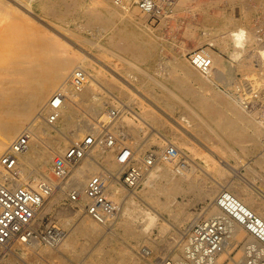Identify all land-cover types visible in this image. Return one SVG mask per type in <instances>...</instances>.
<instances>
[{
  "label": "bare ground",
  "instance_id": "1",
  "mask_svg": "<svg viewBox=\"0 0 264 264\" xmlns=\"http://www.w3.org/2000/svg\"><path fill=\"white\" fill-rule=\"evenodd\" d=\"M34 1H37V0H0V158H1V155L9 147L11 142L21 132H23L26 128H28L30 133H31L29 149L19 157V163L16 167L17 175H18L17 182L18 183H24L25 181L30 182V183H32L33 186L36 187L39 184V182L41 181V179L38 177V175L46 174L45 171H46L47 166L52 161L54 162V160L56 158L62 156L70 144L78 141L87 133H92L96 136L99 135V133H101L102 127L99 123L100 122L99 120L107 117V115H105V113L103 114L102 109H103L104 105L108 104V102H110V101H108L109 100L108 99L107 100L108 102H106L104 97H100L96 93H94L96 90H99V89H101L103 91L105 89L106 90L108 89L107 94L112 95V98H114L115 100L116 99L118 100V101L116 100L118 102L117 106L121 105V108L123 110V114L120 116L119 119H123L125 124H133L134 123L137 126H139L141 129L145 130L146 132L148 131V136L145 132L147 138L148 137L153 138L155 136H158L161 139V141L167 143L168 145L172 144L173 146L178 147L175 144V141L173 140L179 136L181 137V135L177 132V129L171 125V129L174 131L175 135L169 136V135L165 134V132H163V130L160 129V127H158L156 125L157 124L156 121H158V120H161L162 122H164L166 124H170V123H168L170 121V122H172V124L177 125L176 124L177 121L175 123L174 120L170 116H167L168 114L166 115L162 112V110H160V108H161L160 103H157L156 99L153 98L157 94L156 95L153 94L154 96L152 95V98L155 101L154 102L155 105H154V104L150 103L151 101H148L149 98L146 99L148 96L146 97L144 95V93H141L138 90H136V89H138L137 87L133 88V83L131 81L135 82V77H132L129 74H125V76H122L120 73H118L115 70V68H120V65H119L120 63H118L119 60L129 61L128 62L129 64L128 63L127 64L128 65L131 64V66L134 65L136 68L137 65L135 63H133L135 61L131 62V60L128 59L127 57L125 58L123 55H121L120 53H118L114 49L108 48L107 46H104V45H96L95 44V46L98 50H100L101 52H105V53L109 54V56H105L102 53L93 52V51H89V50H84V53H85L84 54V53H81L79 51L77 52L76 51L77 47H75L76 50L74 51V48H73L74 46L72 47L73 48V50H72L69 43L63 41L64 40L63 38L57 37L58 35L55 34L54 32H53L54 34L51 33L52 31L48 32L44 29H41L43 24L36 22L35 18H33V19H35L33 21L31 19V17H29V14L30 15L34 14V12L32 10V4ZM70 1L72 3V6L75 7V6L79 5V2L81 0H70ZM107 1H109V0H107ZM110 1H112V0H110ZM37 2L39 4H41L44 8L49 6V5H47V3L49 1L46 2L44 0H38ZM113 3H114V0H113ZM99 4H100V2H99ZM101 5H103V6L105 5V8L107 10L108 15L106 14L107 16L105 17V20L107 22L114 24L116 21L114 22L113 18L119 17L121 22L126 20L130 24V26L132 27V30L131 31L128 30L129 33H127V34L129 35L130 38L132 37L133 39L130 40L128 37H123V38L121 37L122 38V39H120L121 41L119 40L120 42L118 44L115 43L114 46L117 47L118 49H120L121 51L122 50L127 51V49H129V48H137V49H135V50H137L136 53L134 54L135 58L136 59H143V60L146 59L145 61H147V59L150 58L151 53H152L150 47L153 45V42L148 37H145V35L143 33L139 32V28H140L139 24L141 22H143V20L145 18H147L148 16L144 15L142 12L139 13L140 11H138L139 9L136 6H134V7L131 6L130 8L125 9L123 11V13H121V12L117 11V8H118L117 6H115L113 8L110 4H107V3H105V4L101 3ZM18 6L21 7L26 12L20 11L22 9H19ZM82 7L86 8V5L83 4ZM88 9H90V8H88ZM81 11H83V10L81 9L80 12ZM85 11H87V10H85ZM93 13H94V11H93ZM93 16H94V14H93ZM37 17L41 19L40 15ZM87 19H89V18H87ZM37 23L41 24V27H39L40 25L37 26L38 25ZM53 23H54V21H53ZM141 24H143V23H141ZM87 26H88V24H87ZM56 27L57 28H55V30L58 33H60L64 37H66L70 41V43H73L72 37H75V33H73L74 31L69 30L68 28L63 27L62 25H58V24ZM95 27H97V26H95ZM43 28H45V27H43ZM46 28H48V27H46ZM111 29H115V28H111ZM48 30H50V29H48ZM248 34H250V33H248V30L241 27V28H238L236 31H233L232 34L229 36L230 40H231V42H230L231 47H233L234 51L237 52L239 55L242 54V52H240V50L242 51L246 47V42L248 41V36L250 37V35H248ZM110 38H113V37H110ZM251 38H252V36H251ZM61 39H63V40H61ZM90 40H93V39H90ZM250 40H252V39H250ZM79 41H81V40H79ZM85 42H87V41H85ZM90 42H89V44H90ZM103 42H104V40H103ZM75 43L77 44V42H75ZM91 44H92V42H91ZM93 44H94V40H93ZM226 49H228V48H225L224 50H226ZM158 50H160V48ZM261 52H262L261 55L264 58V50H262ZM231 53L233 54V52H231ZM209 55L212 58L214 69L211 73V77H207V80L223 79V81L226 85H231V81H230L229 77L223 76V74L230 72V71L233 72L234 66L227 65L226 63H224L222 61L221 56L219 57L218 55L213 54L210 51H209ZM163 62H165V61H163ZM158 63H159V61H158ZM91 64H98L101 67V70H98V72H96V73H93V71L92 72L88 71L89 77H90L89 83H87L85 86H83L81 88L74 87V85L70 81V77H71L72 72L77 68H84L87 70V67L90 66ZM109 64H112L115 68L111 67ZM178 67H180L184 71L186 78H190V80L192 78L195 82H199L203 88H206V90L209 89V84L206 82H203V80L201 81V79L195 75L193 70L187 68L181 62L178 63ZM137 68L144 75H148V76L150 75L147 70L142 69L140 66ZM93 70H94V68H93ZM133 70H134V68H133ZM103 71L108 72L113 77V79L111 81L112 87H113V84L115 83V86H118L120 89L123 90V92L125 91L126 93H128V95H129L128 100L123 101L119 96L113 94L112 93L113 91L111 92L110 88H108V87L106 88L104 86L105 84L103 85L104 82L103 81L101 82V79H99V77H101L100 74ZM157 74H159V73H157ZM154 75H156V74H154ZM176 76H178V75H176ZM103 77H105V75ZM166 78H168V77H166ZM103 80H107V79H103ZM147 80H148V78H147ZM150 80H151V78H150ZM168 80H169V78H168ZM181 80H183V79H181ZM156 81L158 82L160 80L155 79V82ZM186 81L189 82V79H187ZM247 81L248 80H246V81L244 80L243 85L245 87L248 85ZM106 83H107V81H106ZM142 83H144V82H142ZM145 83H147V82H145ZM160 85L163 88L172 91L170 89L171 87L169 88V86H167L165 83H161V81H160ZM62 86L65 88L66 97H65V100L63 102V106L61 108V111H60V118L56 123L50 124L46 120L45 108H46V105H47L48 101L50 100L53 92L58 87H62ZM198 86H200V85H198ZM114 88H116V87H114ZM194 89H195L194 83H190L189 92L192 93V90H194ZM106 90H105V92H106ZM166 92H167V90H166ZM109 95H108V97H109ZM174 95H176L181 101H183V99L180 98L181 96L179 97L176 93H174ZM137 96H139L140 98H143V100L148 102L150 104L151 108L145 107L143 104H141L139 102L142 106L139 110H136L132 105V101H135V100L137 101V99H136ZM172 97H174V96H172ZM177 97H176V100H177ZM124 99H127V98L124 97ZM262 99L264 100V95H263ZM242 100H243V97L239 96V101L242 102ZM162 104H164V103H162ZM189 104H185V105L188 106V108L190 109L192 114L196 115L202 122H204L206 124L207 121L201 115V113L196 111L195 108H193L192 105H189ZM201 104L205 108L206 113L213 118L215 124L217 125V129L219 128V130L223 131L228 137L233 138L235 141H243L246 139L247 142H251V144L254 148L260 147L262 145L261 138L262 139L264 138V128H263V124H262V120H261L262 116L258 110L248 111L247 109L243 108V106L241 105V107L245 111H247V113L249 114V116H246L232 103H229V102L222 103L227 107V110H226L224 107L219 105L217 102H214L213 100H211L210 98H207V97H203V99L201 100ZM108 105H112V104L110 103ZM108 105H107V107H108ZM127 111L131 112L133 118L125 115ZM158 111H161L162 115L157 113ZM167 112L171 113L172 110H167ZM167 112H165V113H167ZM162 116L167 118L169 121L162 119ZM187 117L189 119H187ZM187 117L182 116L179 120L184 124L185 128H192L190 125L192 120L189 116H187ZM240 122H242L243 125L240 124ZM177 126H179V125H177ZM207 126L209 127L211 132H213L217 137L220 138L221 141H223V144L228 143L224 140V138H222V136L217 131V129H215L210 124H207ZM162 127H163V125H162ZM131 128L132 127H130V129ZM130 129H128V131ZM178 129H180V130H182V132H184V129H182V127L181 128L178 127ZM185 133H183V134H185ZM202 133H203V131H202ZM115 134H116V137H118L119 139H121L123 141V143L126 142V144L128 146L129 145L132 146V149L135 150L139 155L142 148L141 149L135 148V143L137 140H139L136 136H135V138H133V139H136V141L134 142V141H130V139H125L126 137L128 138V134L125 136V138L121 137L122 135L120 136L119 133H115ZM187 135L189 136V134H187ZM144 137H143V139H144ZM189 139H193V138H189ZM127 140H129V141H127ZM194 140H195V138H194ZM228 144H227V147L229 149L228 151H230L231 155L233 157H235L237 160L236 164L232 165V167L235 170L240 172V170L242 168H246V169H251V170H253V172L257 173V171L253 169L254 163L259 164V166H261L263 168V164H264V151H263V149L261 150V152L258 153V155H256V160L254 159V161H253V160H250V159L247 160V159L241 157V155L238 153V151L235 148L229 146ZM101 146H102L101 144H98L96 146V148L93 150L91 157L85 159L83 161L84 163L82 165L73 168L72 169L73 174H72L69 182L63 187L57 186L51 196H53V198H57V199H58V197L60 198L61 196L64 197V194L69 192V189H73V188L77 189L78 191H80L81 194H83V192H84V190H85V188H86V186H87V184L91 178V175H98V173H99V174L103 175L108 180V184H107L108 185V196L111 197V199L116 204L120 205V211L115 217L109 219L108 221H106L104 223H100V222L94 220L93 218L91 219V217L89 215H87L83 209H79L77 212L72 213L73 215L70 214L72 217L68 218L67 220H71V221L73 220L74 222L72 223L71 228L66 231V236H65L64 240L62 241V243L58 247L53 248V247L48 246V248H47V247H42L41 245H35V247H34L35 249L36 248L38 249L41 247L40 250H42V252H43V253L41 252L42 255H45L46 257H51L53 264H56L55 259L57 260V258L59 260H60V258H62L61 263H63L64 257L62 255H59V257H58L57 256L58 253H63L64 251H72V249L75 247V245L78 244V242L82 241V240H83L82 242H84V244H83L84 245L83 246L84 253L83 254L86 253L87 256L84 259H81L82 261L79 259L81 262L79 264H93L92 261H89L88 257L89 256L99 257L98 255H100V254L102 255V253L104 251L103 246H105L106 243L108 242L109 236L111 235L112 237H116V234H118L117 231L115 230L114 226H116V225H118V226L127 225V223L129 224L131 221H133L132 218H135V217L138 218L139 216H144L147 218L149 223H154L153 218H152V214L147 211V206H146L147 202L144 199L148 198V194L150 191H153V190L156 191L158 189V187L160 186L159 177L161 175H169V171L166 169H164L165 171H162L163 170V169L161 170L162 166L159 164H156L154 167H152L150 169V171L146 174V176L143 180V183L145 184L146 188L147 189L149 188L148 190H145L144 194H142L143 197L137 195V193H135L136 190L132 191V192H134L133 194H131V193L124 194V191L120 187L115 186V183H113V181H112V178H115L116 180L120 181V176L123 172V169L119 165H118L119 166L118 172L112 173L109 170H107V172H101V173L99 172V168L101 167L102 164H101V162L98 161V158L104 156V154L102 153V150L104 147H101ZM204 146H205V144H204ZM209 149H211V148H209ZM242 149H243V147H242ZM246 149H248V148H246ZM92 156H93V158H92ZM112 156H114V155H111V157ZM138 160H139V158H138ZM138 162L140 164H143V162H141V161H138ZM194 162L196 163L197 167H199L201 169V171L207 177L212 179L214 182V186H213L212 190L206 191V193H204V194H206L207 196L212 195L213 192H216L218 189H220L221 192L222 191H228V192L233 191L234 195L237 196L248 208H250L259 217L264 219V189L259 187L256 183H254V181L248 180L249 182H247L246 181L247 179H246L245 181L248 183V185L244 186V185L238 183L239 188L244 189L243 191L246 192V195H243L240 190L235 189L236 185H232L233 183L231 185H229V183H231L230 182L231 180L228 181V179L225 177H220V178L218 177L217 178L215 176V174L211 171V169H209L210 167L209 168L203 167L202 165H200L196 161H194ZM173 164H175V163H173ZM169 168L170 167L167 166V169H169ZM235 173H237V172H235ZM181 174H183V173H181ZM238 175H236V176H238ZM258 175H260L259 172H258ZM46 177H49V176H46ZM180 177L185 178L188 181V184H190L191 189H192V187L194 188L193 179H192L190 174H188V175L184 174ZM180 177L178 179L181 181L182 179ZM263 178H264V176H263ZM262 180H264V179H262ZM49 181L54 185L56 184V182H54L52 180H49ZM168 182H169V184H171L170 186H172V189L174 192H181V190L183 189L179 185V183H181V182L176 181V177L172 176L168 180ZM247 186H249V187H247ZM57 188H59V189H57ZM245 188H250L252 191L256 192V196L253 195L248 190H246ZM220 191H219V193H221ZM207 196H205V197H207ZM213 208L207 212L206 217H213V216L221 215V211H220L219 207H213ZM44 212H45V209H44V211L42 210L40 212L39 217H42ZM175 215H176L175 218L178 219L179 218V216H177L178 214H175ZM202 216H203V214H202ZM200 217L201 216H197L194 218V220L197 218H200ZM228 222H229L230 235H229L228 239L226 240L225 244L223 245L221 251L219 252V254L217 256V264H221L223 257L231 255L232 249H233L235 243L237 242V239L239 238L240 232L241 231L244 232V230H242L243 227L241 225H239L238 223H236L232 220H229ZM162 225H165V224H162ZM137 227L139 228V230L137 232L133 231L134 232L133 233L131 231L132 233H129V234L135 235L137 237H138V235L145 237L147 229H145V228L143 229L139 226H137ZM161 228H162V226H161ZM127 232H128V230H127ZM129 232H130V230H129ZM242 232H241V235H243ZM183 233H184L183 231L179 232V235H181ZM119 240H120V237H119ZM252 241H253V238L251 236H249V238L247 239L245 244L250 243ZM119 243H120V241H119ZM134 245H136V244H134ZM19 246L23 247L21 244H19ZM111 246L112 245H110V247ZM118 247H119V245H118ZM174 247L176 248L177 246H174ZM7 248L10 249V253L12 256L17 257V252H15L14 246H11V247L9 246ZM24 249L27 252L26 254H28V256H29V253H31V252H29L30 249H28V247H25ZM136 249H137V247H133L132 245L131 246H123L117 252L116 257L115 256H110V257L107 256V258H105L104 260H105V262H107L109 264H141L139 257H137L138 255L136 253V251H137ZM180 249H183V241H182V244L180 245ZM243 250H244V246H243ZM81 252H79V253H81ZM139 252H140V250L138 251V254H140ZM32 253L34 254V252H32ZM32 253H31V255H32ZM35 254H37V253H35ZM54 254H57L56 257ZM28 258H27V256H25V257L21 256L19 259L21 260L20 261L21 263L29 264L30 259L28 260ZM76 258H77V256H76ZM174 258L178 259L180 257H179V255H175ZM68 261H70V260H68ZM93 262H95V261L93 260ZM71 263L72 262H70V264ZM67 264H68V262H67ZM150 264H155V263H150Z\"/></svg>",
  "mask_w": 264,
  "mask_h": 264
},
{
  "label": "rangeland",
  "instance_id": "2",
  "mask_svg": "<svg viewBox=\"0 0 264 264\" xmlns=\"http://www.w3.org/2000/svg\"><path fill=\"white\" fill-rule=\"evenodd\" d=\"M37 1H34L32 4V10L35 15L31 14L32 15L31 16L29 14V17H31L33 21L36 19L35 20L36 22L43 24L44 26L42 25L41 29H44L48 32L52 31L51 33L54 32L55 34L58 35L57 37H61L64 39V40L63 39L61 40L68 42L71 48L74 46L73 47L74 51L76 50L75 47H77V50H76L77 52L79 51L81 53H84V50H89L93 52L102 53L105 56H109V54L105 52H101L95 46V44L104 45V46H107L108 48L114 49L115 51L123 55L125 58L127 57L128 59L131 60V62L135 61L133 63L137 65L136 68L134 65L132 66L131 64L128 65L129 61H126V60L118 61V63H120L119 64L120 68H115L112 64H109V65L115 68V70L118 73H120L122 76H125V74H129L132 77H135V82L131 81L133 83V88L137 87L138 89L136 90H138L141 93H144L146 97L148 96L147 98L146 97L145 98L146 99L149 98L148 101H151L150 103L152 104H154L155 102L153 98L156 99V102L160 103L161 105L160 110H162L164 114L166 115L168 114L167 116H170L174 120L175 123L177 121L176 124L179 126L172 124V122H170L167 118L162 116V119L169 121L168 123L170 124H166L162 122L161 120H158L156 121L157 123L156 125L160 127V129H162L163 132H165V134L169 136L175 135L174 131L171 129V125L175 127L177 129V132L181 135V137L179 136L173 139L175 141V144L178 146V148L185 150L189 154L192 160L190 172L184 173V174L191 175L195 189L192 187L193 189L192 190L190 188V184H188V181L185 178L180 177L184 174H181L180 172L177 171L175 164H173L174 162L166 160L161 163H158L159 165L162 166L161 168V170L163 169L162 171H165L164 169L169 171V175H161L159 177L160 186L158 187V189L156 191L154 190L150 191L148 194V198L144 199L147 202L146 204L147 211L152 214L154 223H149L146 217L139 216L138 218L137 217L132 218L133 221H131L129 224L127 223V225L114 226L115 230L118 233L116 234L117 238L112 237L110 235L108 238L109 239L108 242L106 243V245L104 244L105 246H103L104 251L102 255L101 254L98 255L99 257L89 256L88 257L89 261H92L93 264L94 263L95 264H109L105 262L104 260L105 258H107V256L116 257V254L120 250L121 247L131 246V245L133 247H137L136 253L138 255L137 257H139L140 259L141 264H150V263L157 264L160 258H163L166 256L174 257L175 255H179L180 257L182 254V249H180V245L182 244V241L184 240V233L179 235V232H182V231L184 232L185 227L192 220H194L195 217L197 216L206 217V214L209 210H211L213 207H218L215 198H217L220 189L217 190L218 192L216 191L217 193L213 192V194L209 196L204 194L206 193V191L212 190L214 186V182L212 179L207 177L201 171L199 167H197L194 161H196L203 167H207V168L210 167L209 169H211V171L215 174L217 178L225 177L228 179V181L231 180L230 181L231 183H229V185H231L232 183H233L232 185H236L235 189L240 190L243 195H246V192L243 191L244 189L239 188L238 183L246 186L248 185L247 183L249 182L248 180L254 181V183H256L259 187L264 189V180H262L264 179L263 178L264 164H263V168L259 166V164H256V163L253 164V169L256 170L257 173L253 172V170L251 169L242 168L240 170V172L243 174L242 175L239 171L235 170L232 167V165L236 164L237 160L235 157L231 155L227 147V144L229 143L228 145L235 148L238 151V153L241 155V157L247 160L250 159L254 161V159L256 160V155H258V153L261 152L262 149L264 151V138L263 139L261 138L262 145L257 148H254L251 142H247L246 139L243 141H235L233 138L228 137L223 131L219 130V128L217 129V125L215 124L213 118L206 113L205 108L201 104V100L203 99V97H207L213 100L214 102H217L219 105H221L227 110V107L222 103L229 102L235 105L243 114H245L246 116H249L247 111H245L241 107V103L239 102L240 93H242L245 90L246 94L250 95L251 92L261 89L262 93L264 94V91H263L264 90V58L261 55L262 54L261 51L264 50V0H191V1L179 0V2L175 5L173 9V12L161 13L156 23L155 22L151 23V20H149L148 17L145 18L143 22H141L143 24L141 23L139 24V27H140L139 32L143 33L145 37H148L153 42V45L150 47L152 53H151L150 58L147 59L148 62L145 61L146 59L143 60V59L135 58L134 54L136 53L137 50L135 49L137 48H129L127 49V51L126 50L121 51L120 49L114 46V44L115 43L118 44L121 41L120 39H122L123 37H128L130 40L133 38L132 37L130 38L129 35L127 34L129 33V31L132 30V27L126 20L121 22L119 17H114L113 20L114 22L116 21L114 24H111L105 20V17L108 14H107L105 5L104 6L101 5V3L110 4L114 8L116 5L113 3V0L112 1L110 0L109 1L107 0H81L79 2V5L75 6L76 8L72 6V3L70 0H66V1L65 0H61V1L60 0H44L46 2L49 1L47 3V5L49 6L45 8L41 4H39ZM83 4L86 5V8L82 7ZM18 8L22 9L19 6ZM81 9L83 10L81 11L82 13L80 12ZM20 11L26 12L23 9ZM117 11L123 13V10H120L118 8H117ZM39 15L42 20L37 17ZM41 24H38L37 26L40 25L39 27H41ZM57 24L62 25L63 27H66L69 30L74 31L73 33H75L76 38L72 37L73 43H70V41L66 37L62 36L60 33H58L55 30V28H57L56 27ZM43 27L45 28L48 27V28L45 29ZM110 27L115 28V29H111ZM241 27L248 30V33H250L248 35H250V37L248 36L246 47L242 51L240 50L242 54L239 55L237 52L234 51L233 47H231L230 45L231 40L229 36L232 34L233 31H236L238 28H241ZM259 28H261V31L259 32V35L262 37L261 42L258 41L257 39V36H258L257 30ZM110 37H113V38H110ZM90 39L94 40V44H93V40H90ZM90 41L92 42V44ZM75 42H77V44ZM207 43H211L214 46L212 48L213 50H211L210 52L218 55L219 57L221 56L222 61L226 63L227 65L234 66L233 72L230 71V72L223 74V76L229 77L231 81V85H226L223 79L207 80V77L205 78V76L200 74V72H198L188 62L185 56L186 53L191 52L192 50H195L197 48L204 47ZM159 48L160 50H158ZM225 48H228V49L224 50ZM231 52H233V54ZM179 62L183 63L187 68L193 70L195 75L199 77L201 81L203 80V82L208 83L209 89L206 90V88H203L199 82H195L192 78L191 80L190 78H186L184 71L180 67H178ZM139 66L142 69L147 70L150 75L148 76V75H144L143 73H141V71L137 68ZM98 70H101V67L98 64H91L90 66L87 67V71L89 72L93 71V73H96L98 72ZM104 75L105 77H103ZM100 76L101 77H99V79H101V82L102 81L104 82L103 85L105 84L104 86L106 88L107 87L110 88V91L111 92L113 91L112 93L119 96L123 101L128 100V96H129L128 93H126L125 91L123 92L122 89H120L118 86H115L114 82H113L114 83L113 87L111 86L112 85L111 81L113 77L108 72L103 71L100 74ZM166 77H168L169 80ZM180 78L183 79L184 81L181 80ZM103 79H107V80H103ZM155 79L160 80L161 83H165L167 86H169V88L171 87L170 89L172 91L163 88L160 85V81L158 82L156 81L158 83L157 84L155 82ZM187 79H189V82L186 81ZM244 80L245 81L248 80L247 81L248 85L246 87L243 85ZM190 83H194V87H195V89L192 90V93L189 92ZM99 90H96L94 93H96L100 97H104L106 102L110 101L108 102V104L111 103L112 104L111 106L117 107V109L120 110V114H119V118H120V116L123 114V110L121 108V105L117 106L118 100L116 99L117 100L116 101L114 98H112V95L107 94L108 89L107 90L105 89L106 92L105 90L104 91L101 89ZM173 92L176 93L179 97L181 96L180 98H182L183 101H181L176 95H174ZM153 94L154 95L157 94V95L154 96ZM152 95L154 96L153 98H152ZM124 97L127 99H124ZM176 97H177V100H176ZM136 99L137 101L136 100L132 101V105L136 110H139L141 108L142 106L141 104H143L145 107L151 108L150 104L146 102L145 100H143V98H140L139 96H137ZM162 103H164L165 105ZM184 103L185 104L190 103L189 105H192V107L195 108L196 111L201 113V115L206 119L207 123L205 124L196 115L192 114L188 106H186ZM108 104L104 105L102 109L103 114L105 113V115H107V105ZM167 110H172V112L168 113ZM157 113L162 115L161 111H158ZM125 115L133 118L130 111H127ZM182 116L184 117L189 116L191 118L192 121L190 120L191 121L190 125L192 128L184 127V124L179 120ZM119 118L112 125L113 130L115 131V133H119L120 136L122 135L121 137L123 138H125V136L128 134V138L126 137L125 139H130V141L135 142L136 139H133L135 138V136L139 139L135 143V148H140V149L142 148L143 151L142 150L141 152L139 151L140 157H138L139 158L138 161L143 162V158L141 155H143L150 148H155L157 150H160L164 148L165 146H168V144L161 141V139L158 136H155L153 138L148 137L149 138L148 139L147 138L148 131L146 132L145 130L141 129L139 126H137L134 123L125 124L124 120L119 119ZM187 119L189 118L187 117ZM207 124H210L215 129H217V131L220 133L222 138H224V140L228 143L223 144V141H221L219 137H217L213 132H211ZM240 124L243 125L242 122H240ZM130 127L132 128L130 129ZM178 127L179 128L182 127V129H184V132L178 129ZM128 129H130L131 131L130 130L128 131ZM187 134H189V136ZM189 138H193V139H189ZM119 142H121L120 144L124 146H128L126 142L123 143L121 139H119ZM130 147L132 148V146ZM242 147L245 151L242 149ZM108 151L109 150H106L105 148H103L102 153L104 154V156L98 158V161L101 162L102 164L101 167L99 168L100 173L107 172V170L114 173V172H118L119 170V166L117 162L115 161L116 154L112 151H109V152ZM111 155H114V156L111 157ZM83 163L84 162H82L80 165H82ZM52 165H53V161L46 168L45 173L47 175L46 174L38 175V177L40 179H43L44 177L49 176L50 178L49 180L57 182L52 173ZM167 166H169L170 168L167 169ZM258 172L260 173V175H258ZM92 176L94 175H91V177ZM121 176H120V179L122 178ZM172 176L176 177V181L181 182L179 183V185L183 188L181 192H174L172 189V186H170L171 184H169L168 180ZM179 177L182 179L181 181L178 179ZM112 181L113 183H115V186L120 187L124 191V194L134 193L132 191L126 190L122 186L121 181L116 180L115 178H112ZM148 189L143 183L136 190L135 193H137V195L139 196H142L145 190H148ZM245 189L256 196V192L252 191L250 188H245ZM229 192L234 194L233 191H229ZM68 193L69 192L65 193L64 197L63 196H61L60 198L58 197V199L53 198V196H50L42 208L43 211L45 209V212L41 217V218H45L44 219L45 223L51 222L52 224L65 229L66 231L71 228V225L74 222L73 220L72 221L67 220L68 218L72 217L70 214L77 212L79 210V209L74 210L73 207L69 204L67 200ZM175 214H178L177 215L179 216L178 219L175 218L176 216ZM162 224H165V225H162ZM136 225L143 229L144 228L147 229L145 237L140 236V235H138L137 237L135 235L129 234V233H132L133 231L137 232L139 230V228ZM161 226L163 229L161 228ZM242 230H244V232L241 231L243 235H241V232H240L239 238L237 239V242L235 243L232 249L231 255L223 257L221 264H235L241 258H243V251H244L243 246L245 242L247 241V239L249 238V234L244 228ZM118 236L120 237V240ZM82 241H79L78 244L79 243L80 244L79 245L76 244L77 246L75 245L72 251H64L63 253H58V255L54 254L55 257L56 255L58 257L59 255H62L64 257L63 258L64 262L62 261L63 263H61L62 258H60V260L58 258L57 260L55 259L56 264H67V262L68 264H70V262H72L71 264L81 263L80 260L84 259L87 256L86 253L83 254L84 253V250H83L84 242ZM119 241L121 244L119 243ZM19 244L20 243H16V244L12 243L10 245V247L14 246L15 252H17V257L12 256L10 253V249L6 248L2 256L0 257V261H1L0 264H11V263L12 264H26V263H21L20 262L21 260L19 258L21 256L23 257L27 256L28 258L30 257V254L32 252H34V255H36L37 257H41L45 261L46 264H53L51 257H46L45 255H42L43 252L42 250H40L41 247L38 249L37 248L35 249L34 247L33 248L28 247V249H30L29 252H31V253L28 252L29 253V256H28V254L25 253V249L23 247H20ZM110 245L112 246L110 247ZM41 246L48 248V246H45L44 244H42ZM143 246H146L151 250V253H152L151 256L147 258H143L140 254H138V251ZM174 246H177V247L175 248ZM38 253L39 254L41 253V254L39 255ZM29 259L30 258H28V260ZM67 259L70 261H68ZM93 260L95 262H93Z\"/></svg>",
  "mask_w": 264,
  "mask_h": 264
},
{
  "label": "built area",
  "instance_id": "3",
  "mask_svg": "<svg viewBox=\"0 0 264 264\" xmlns=\"http://www.w3.org/2000/svg\"><path fill=\"white\" fill-rule=\"evenodd\" d=\"M178 2L179 0H114V4L123 11L136 6L148 16L151 23H156L161 13L173 12ZM260 31L261 28L257 30V39L261 42ZM213 47L211 43H207L185 55L188 62L205 77H211L214 69L209 55ZM89 78L86 69L77 68L72 72L70 81L74 87L81 88L89 82ZM263 95L261 89L251 92L250 95L244 90L239 95L243 100L239 102L248 111L258 110L261 113L264 128ZM65 97V88L62 86L53 92L48 101L45 116L50 124L59 120ZM119 114V109L108 105L107 117L99 120L101 133L97 136L92 133L85 134L54 160L52 173L57 181L55 185L48 180L49 177L41 179L36 187L26 181L18 183L16 167L19 157L29 149V129L26 128L11 142L0 158V257L12 243H20L23 248L42 244L56 248L62 243L66 230L51 222L45 223V218L39 217L40 212L55 188L63 187L69 182L72 169L91 157L98 144L116 154V162L123 169L120 181L128 191L137 190L150 169L166 160L174 162L178 172H190L192 160L189 154L172 144L160 150L150 148L141 155L143 164H139L137 160L140 155L131 147L120 144L113 130L112 125L119 118ZM107 184L108 180L103 175H94L83 194L77 189H69L67 200L74 210L83 209L91 218L104 223L120 211V205L108 196ZM216 203L221 215L200 217L185 227L180 258L166 256L160 258L157 264H217V256L230 235L229 220L241 225L253 238L252 242L244 245L243 258L235 264H264V219L228 191L219 193ZM139 253L143 258L152 255L146 246L141 247ZM29 258V264H46L41 257L34 254H30Z\"/></svg>",
  "mask_w": 264,
  "mask_h": 264
}]
</instances>
